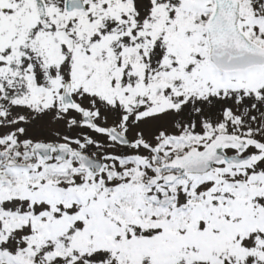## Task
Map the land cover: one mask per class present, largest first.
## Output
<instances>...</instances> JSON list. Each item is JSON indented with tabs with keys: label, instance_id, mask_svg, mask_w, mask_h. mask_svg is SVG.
I'll use <instances>...</instances> for the list:
<instances>
[{
	"label": "snow or ice",
	"instance_id": "1",
	"mask_svg": "<svg viewBox=\"0 0 264 264\" xmlns=\"http://www.w3.org/2000/svg\"><path fill=\"white\" fill-rule=\"evenodd\" d=\"M0 264H264V0H0Z\"/></svg>",
	"mask_w": 264,
	"mask_h": 264
}]
</instances>
